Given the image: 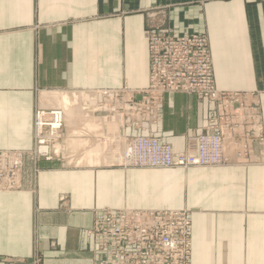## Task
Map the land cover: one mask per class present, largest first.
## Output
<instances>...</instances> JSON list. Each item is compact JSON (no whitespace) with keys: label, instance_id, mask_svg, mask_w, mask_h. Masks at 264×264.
Returning a JSON list of instances; mask_svg holds the SVG:
<instances>
[{"label":"crops","instance_id":"1","mask_svg":"<svg viewBox=\"0 0 264 264\" xmlns=\"http://www.w3.org/2000/svg\"><path fill=\"white\" fill-rule=\"evenodd\" d=\"M157 8L175 34L206 35L218 90L259 93L264 128V0H0V150L32 149L34 112L51 94L66 119L57 155L26 157L21 189L0 192V264H97L88 232L104 208L187 210L190 264H264V143L239 165L124 168L126 137L194 152L212 104L167 95L142 131L90 109L98 91L147 87L144 29Z\"/></svg>","mask_w":264,"mask_h":264},{"label":"built area","instance_id":"2","mask_svg":"<svg viewBox=\"0 0 264 264\" xmlns=\"http://www.w3.org/2000/svg\"><path fill=\"white\" fill-rule=\"evenodd\" d=\"M150 35L154 44L149 47V86L139 92L98 91L90 107L98 110L105 104L114 110L111 112L123 116L124 125L141 128L139 125L158 121L164 94L186 93L218 100L225 114L218 125L211 123L199 134L193 153L175 155L160 140L140 136L124 140L120 165L186 168L235 163L234 157L249 145V133L253 131V138L258 133V112L252 96H225L214 90L203 38L183 36L173 40ZM164 48L167 54L162 52ZM62 117L60 110L36 113L35 149L40 156L55 154L53 146L60 137ZM20 172V154L0 151V192L19 191ZM88 236L103 255L97 264H188L190 224L184 212L98 210Z\"/></svg>","mask_w":264,"mask_h":264},{"label":"rangeland","instance_id":"3","mask_svg":"<svg viewBox=\"0 0 264 264\" xmlns=\"http://www.w3.org/2000/svg\"><path fill=\"white\" fill-rule=\"evenodd\" d=\"M163 11L164 10H162L161 8H157L156 10H152L151 15L148 16L147 22L145 24L144 35H145L146 42H147L148 62H149V75H148V85H147V87L149 86L150 74H151V70L150 69L152 67V63H151V59H150V54H149V52H150L149 51V47H150V44H151V46H152V44H154V42L152 41L153 38L149 39V36L150 37L153 36V35H150V34L155 33V35H157L158 37H169V38H171L173 40L175 38H180V37H183V36H198V37L203 38L205 40V43H206L207 59H208L210 73H211L212 86H213L214 90L216 92H218V93L224 94L225 96H228V95H231V94H233V96H236V95H246V96H249V95H251L252 98H253V100H254V104H255V107H256L257 112H258V126H259L258 133H257L256 137H254V138H253V131H251L249 133V139H250L249 145L246 148H244L242 151L239 152V157H234V158H236V162L235 163H232V161L230 160L231 163L228 166H233V165H239V164H243V163H248L249 161L252 160V157H253L252 156L253 155V147H254V145H256V144L262 145L264 143V128H263L262 114H261V108H260V103H259V93L257 91H221V90H218L215 87V85H214L213 69H212L211 54H210V46H209L208 38L206 37V35H204V34H198V33L175 34L174 31L171 28H168V27L165 26V18H164V15H163ZM162 52H164V54H167L168 53V50L166 48H164L162 50ZM165 57H167V56L165 55ZM146 88L139 89V90H130L128 88H122L120 90L127 89V90L132 91V92H139V91L144 90ZM58 94L59 93L51 94V97H50L48 95V93H42V98L43 99H47V97L49 96L50 99L55 98L54 99L55 100V103H54L53 106H50L49 109L41 108V109H37L34 112V117H33V122H32V124H33V126H32L33 127V138H32V140H33V147H32V149L29 150V151H27V152H23V151H10V152H17V153L20 154V160H21V172H20L21 173V179H22V173H23V162H24V159L26 157L29 158V160H31L32 162L34 161V163H36V162H38L40 160L49 161L54 156L57 155L56 154L57 153V149L56 148L59 146V144L61 143V141H62V139L64 137L63 127H64V121H66L65 116H64V111L58 105V100L56 98V95H58ZM173 94L194 95V96H196L198 98H202V99L206 100L207 102H209L213 106V110H214L213 117L208 121V123L205 126V128L201 132L197 133L194 136V140H195V150H196V148H197V138H198L199 134L202 133V132H204L205 129H207L211 125V123H212V125L214 123L216 125H218L220 123V116L225 114L224 113L225 108H224V106L218 100H213V99L208 98V97L206 98V97L197 96L195 94H186V93H173ZM167 95H170V94H164L163 97H162V101H161V104H160L161 105L160 118L154 124H143V125H139V127H141V128H138V126H136V125L134 126V125H131V124L130 125H124V121L125 120H124V118L122 116V118H121L122 119L121 126H123V128L130 127L131 126V127L135 128L137 130L142 131L147 126L156 125L160 121V119H161V112H162V107H163V101H164V97L167 96ZM45 96H47V97H45ZM76 99H78V98H76ZM90 105H91V103H90ZM85 107L82 106V108H84V109H85ZM234 107H236V105ZM100 108L101 109H104L106 111H110V112H111V110H113L111 107L106 106L105 104H103V106H101ZM90 109H94V108L91 106ZM51 110H60L62 112V115H63L62 122H61L62 128H61V131H60V134H59L60 135L59 140L53 146L54 147V150L56 151L55 154H52L51 152H49L48 157H45V156H40V154H38L37 153V150L35 149V121H36L35 120V117H36V113L39 112V111L49 112ZM140 136L147 137V136H151V135H139V136H135V137H140ZM135 137H128V138L126 137L125 140H127V139L129 140V139H132V138H135ZM155 139H158V138H155ZM158 140H160V139H158ZM162 143H165V142H162ZM0 151H5V150H0ZM172 152L175 155L193 153V152H180V153H175L173 150H172ZM236 153H237V151H236ZM219 167L220 166H197V167H186V168H183V167H173V168L189 169V168H219ZM124 168H131V167H124ZM134 169H170V168H138V167H134ZM104 209H108V208H104ZM99 210H103V209H99ZM96 211H98V210H96ZM136 211H138V210H136ZM95 212H94V214H95ZM160 212H184L186 214V216L188 218V221H189V224H190V236H189L190 246H189V259H188V264H190L192 225H191V222H190V219H189V212L187 210L160 211ZM93 222H94V219H93Z\"/></svg>","mask_w":264,"mask_h":264}]
</instances>
